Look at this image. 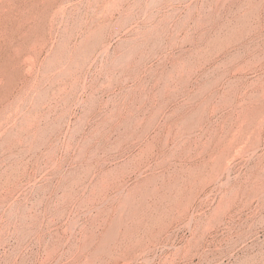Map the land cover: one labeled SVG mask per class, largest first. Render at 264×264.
<instances>
[{"label":"rangeland","instance_id":"rangeland-1","mask_svg":"<svg viewBox=\"0 0 264 264\" xmlns=\"http://www.w3.org/2000/svg\"><path fill=\"white\" fill-rule=\"evenodd\" d=\"M0 264H264V0H0Z\"/></svg>","mask_w":264,"mask_h":264}]
</instances>
